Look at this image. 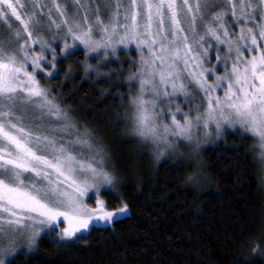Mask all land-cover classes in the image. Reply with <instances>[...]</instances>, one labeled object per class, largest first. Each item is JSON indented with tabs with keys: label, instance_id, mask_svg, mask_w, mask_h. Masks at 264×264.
I'll list each match as a JSON object with an SVG mask.
<instances>
[{
	"label": "snow or ice",
	"instance_id": "obj_1",
	"mask_svg": "<svg viewBox=\"0 0 264 264\" xmlns=\"http://www.w3.org/2000/svg\"><path fill=\"white\" fill-rule=\"evenodd\" d=\"M72 3L76 14L57 22L53 14L67 17L61 0H0V23L15 39L14 48L0 41V264H6L5 258L22 243L32 249L44 228H59L60 239L71 240L93 223L111 225L128 211L127 204L107 211L102 199L95 200V208L86 203L102 185L113 184L114 177L105 168L109 162L105 148L88 130H76L68 113L36 78L37 71H43L45 49L55 60L49 42L34 38L40 18L63 32L65 51L72 47L69 37L90 52L104 49L105 56L108 49L115 55L118 45H136L139 71L129 79L139 81V92L125 118L131 135L154 146L157 162L175 149L173 138L188 141L198 154L205 140L197 133L203 131L206 139L214 126L219 137L225 125H239L256 136L264 158V0ZM97 3L102 7L91 6ZM214 3L222 10L204 24L206 10ZM229 15L231 22L225 19ZM13 20L19 26L14 28ZM232 24L238 31H230ZM34 44L39 45L35 54ZM220 45L227 46L224 56L218 54ZM213 58L223 61V75L215 74ZM48 66L55 71L52 61ZM209 75L214 77L211 83ZM189 84L206 97L205 106L196 108L195 114L174 103L178 94L189 95ZM217 89L223 94L216 95ZM161 101L166 102L164 108ZM29 107L35 110L32 115ZM65 134L75 138L65 139Z\"/></svg>",
	"mask_w": 264,
	"mask_h": 264
},
{
	"label": "trees",
	"instance_id": "obj_2",
	"mask_svg": "<svg viewBox=\"0 0 264 264\" xmlns=\"http://www.w3.org/2000/svg\"><path fill=\"white\" fill-rule=\"evenodd\" d=\"M134 56L122 52L121 63L111 58L89 74L76 50L44 80L105 148L121 185L103 197L111 209L124 201L130 214L71 243L43 237L8 264H264V165L254 139L228 132L195 161L180 151L157 162L124 121Z\"/></svg>",
	"mask_w": 264,
	"mask_h": 264
},
{
	"label": "rangeland",
	"instance_id": "obj_3",
	"mask_svg": "<svg viewBox=\"0 0 264 264\" xmlns=\"http://www.w3.org/2000/svg\"><path fill=\"white\" fill-rule=\"evenodd\" d=\"M61 2L63 3V7H64L65 11L67 12V17L57 18V16L55 14H53L52 19H55L57 22H60V20L66 19V18L70 19L76 14V6L72 3V0H61ZM91 6L93 8L98 7V6L102 7V5H100L99 3L93 4ZM221 10H222V6H220V5H217L215 3L209 5V7L207 8L206 13H205L204 24H207L209 18L211 16H214L216 14V12H219ZM106 16H107V13L102 12V18H106ZM225 19L227 21L231 22L232 17L229 15ZM12 23H13L14 28L19 26V23L15 22L14 20L12 21ZM197 30L200 31L201 33L203 32V26L201 25V23L199 21H197ZM230 31H238L237 26L235 24H232ZM36 37H42L44 40L48 41L50 46H51V49L55 50V60H53V53L51 52V50L45 49L46 60L44 62H42L43 63V71H37L36 78L43 87L47 88L50 91L51 96L55 98V102L57 104H59L61 109L65 110L68 113V115L71 119V122L75 125L76 130L83 132V131L88 130V129L74 119L69 108L61 105L60 101L57 99V97H55L53 95V93L49 89L50 86L46 85L44 82V80L50 81L51 79H53L58 74V63L57 62L60 60V58H64L67 55L73 53L74 51H76V50L78 51V50L82 49L85 52V55L87 58V61L85 63V67H86L87 72L89 74H91V73L97 74L99 72V70L103 69L102 66H106L111 61V58L113 59V61H119L118 60L119 55L122 52H126V53H128V55L135 53V56H134L135 58L133 57L134 60H133V64H132V66L134 68L131 70V73L129 74L128 79H127V81L130 84L135 86L134 92L130 94V101L132 100L134 94L139 92V81L137 79H131V80L129 79L130 76H133L134 74H136L139 71L140 50L136 47V45L134 43L129 44L127 46L118 45L115 55L112 54L111 49H108L107 50L108 54H107V56H105L104 55V52H105L104 49H100L97 52H90L88 49H86L79 42L74 43L72 41L71 37H69L67 39V43L69 45H72V47L68 48L65 51V49H64L65 39H64L63 32L59 29H56L54 25L50 26L47 18H40V24L38 26V29L36 31H34V38H36ZM0 41H2L9 48L15 47V39L12 36V33L8 30L7 26L5 24H2V23H0ZM23 42H24L23 40L20 41V43H23ZM32 48H33V54L39 52V45L34 44L32 46ZM220 49H221V51L218 54L220 56H224L226 51H227V46L226 45H220ZM245 57H249V53L247 51H245ZM93 60L96 62V64L91 63V62H93ZM49 61H52L55 64V71H53V69L48 66ZM119 63H121V61H119L118 64ZM211 63L216 66V73H215L216 75H223L224 74L225 65H224L223 61L217 62L215 60V58H213L211 60ZM31 70H32L31 66H29V71H31ZM48 72H52L53 74L51 76H49V75H47ZM116 75H118V73H116ZM208 79H209V82L211 83L214 80V77L212 75H209ZM184 82L186 84L188 83L187 80H185ZM188 92H189V95L187 97H185L182 94H178L174 98V103L179 104L182 107L183 112H189L191 110L193 112V114H195L196 108H198V107L203 108L205 106L206 97H205L203 91L199 90L196 86L191 85V84H189V86H188ZM215 94L216 95H222L223 94L222 89H217ZM165 104H166V102L161 101L160 107L164 108ZM128 106L129 107L126 110V113L131 110L130 103ZM27 111H28L29 115H32L35 110L29 107L27 109ZM35 114L37 117L39 116L38 112H35ZM178 118H179V116H178ZM124 121H126L127 133L130 136H134V135L130 134V128H131L130 121L127 120L126 118L124 119ZM45 123H48V121H45ZM54 126H59V125H54ZM208 131L211 134L206 139L203 137V131H199L197 133V135L201 136V138L205 140V142H203L200 145V150H199L198 154H194L192 152V147L189 146L188 141H183V140H178V139L173 138L174 143H175V149L174 150L169 149L167 154L164 157H169V156L174 157V156H176V154L178 152L183 151L182 155L184 158L192 157L193 161H195L194 159L197 158L199 155L203 154L207 147H209L211 144L215 143L216 141H219L220 139H222L226 133H228V132H240L241 134L246 135V136H250L254 139L255 147L258 151L259 158L261 159V161L264 160V158H262L260 156L261 149L259 147L258 138L250 132L243 131V129H241L239 125H237L235 128H229L227 125H225L224 130H223V134L220 135L219 137L215 135L214 126L210 129H208ZM93 137L95 138V140H97V138L95 136H93ZM134 137L139 140L140 144L143 146L144 149H146L147 151L149 150L152 154L154 153V146L151 144V142L141 141L139 137H136V136H134ZM64 138L69 139V138H75V137L74 136L69 137L67 134H65ZM180 143L187 145V148L184 145H180ZM179 145H180V147H179ZM77 150H79V149H77ZM188 154H190V155H188ZM108 158H109V156H108ZM263 165H264V163H263ZM105 168H106V171H108L114 177L113 184L102 185L100 192L97 193L96 196L92 197L91 199L86 198V203L88 204V206L90 208H95L96 207L95 200L96 199H102L105 201V209L107 211H116L117 208L121 207L123 204H126V203L124 201H122L118 205V207H116L115 209H111L108 206L106 200L104 199L103 194L108 192L111 194H116L118 196L120 194L121 182H120L117 174L112 169L110 159H109V162L106 164ZM263 185H264V175H263ZM129 214H130V210L128 208V211L126 213L115 217L113 222L111 223V225L116 220L122 219V218L128 216ZM64 226H66V225L61 224L59 227H64ZM93 226L107 227L110 225L107 223H104V222H95L92 225H90L88 230L81 231L80 233H78L76 235V237H73L71 240L60 239L59 234H58L59 228H57V229L44 228L41 231L40 236L37 237L36 244L32 249H28L26 244L22 243L11 256H7L5 258L6 264H8L17 254H21V253L32 254L34 252L36 245L39 243V241L43 237H48V238H51L53 240H56V241L62 242V243H71L78 236L89 232ZM53 237H55V238H53Z\"/></svg>",
	"mask_w": 264,
	"mask_h": 264
},
{
	"label": "clouds",
	"instance_id": "obj_4",
	"mask_svg": "<svg viewBox=\"0 0 264 264\" xmlns=\"http://www.w3.org/2000/svg\"><path fill=\"white\" fill-rule=\"evenodd\" d=\"M192 179H193L192 176H188V177H186V180H188V181H191Z\"/></svg>",
	"mask_w": 264,
	"mask_h": 264
}]
</instances>
